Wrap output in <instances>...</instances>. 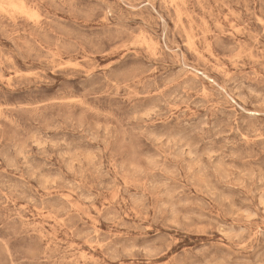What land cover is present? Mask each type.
Returning a JSON list of instances; mask_svg holds the SVG:
<instances>
[{"label": "rangeland", "instance_id": "374dc122", "mask_svg": "<svg viewBox=\"0 0 264 264\" xmlns=\"http://www.w3.org/2000/svg\"><path fill=\"white\" fill-rule=\"evenodd\" d=\"M0 186V264H264V0H0Z\"/></svg>", "mask_w": 264, "mask_h": 264}, {"label": "bare ground", "instance_id": "6f19581e", "mask_svg": "<svg viewBox=\"0 0 264 264\" xmlns=\"http://www.w3.org/2000/svg\"><path fill=\"white\" fill-rule=\"evenodd\" d=\"M148 1V0H147ZM156 11V10H155ZM37 16V15H36ZM39 19V18H38ZM147 46V45H146ZM63 67V66H62ZM188 68V67H187ZM107 79V78H106ZM203 90H204V88H203ZM223 90V89H222ZM232 100V99H231ZM255 104V103H254ZM240 109H241V107H240ZM254 113V112H253ZM223 116V115H222ZM242 138V137H241ZM246 141H248L247 139H246ZM5 160V159H4ZM123 182V181H122ZM1 187V186H0ZM81 196V195H80ZM7 197V196H6ZM81 198V197H80ZM66 200V199H65ZM97 200V199H96ZM89 202V201H88ZM13 203V202H12ZM70 204V203H69ZM19 220V219H18ZM95 229V228H94ZM95 232V231H94ZM97 233V232H96ZM95 234V233H94ZM171 238V237H170ZM98 240V239H97ZM100 246V245H99ZM83 254V253H82ZM84 255V254H83Z\"/></svg>", "mask_w": 264, "mask_h": 264}]
</instances>
